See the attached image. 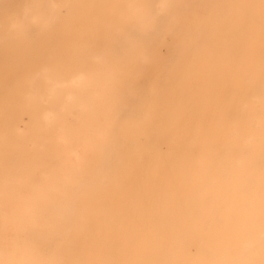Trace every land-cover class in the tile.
<instances>
[{
    "label": "bare ground",
    "instance_id": "6f19581e",
    "mask_svg": "<svg viewBox=\"0 0 264 264\" xmlns=\"http://www.w3.org/2000/svg\"><path fill=\"white\" fill-rule=\"evenodd\" d=\"M0 113L88 151L106 204L60 235L113 237L107 264H264V0H0ZM6 144L3 210L29 171Z\"/></svg>",
    "mask_w": 264,
    "mask_h": 264
},
{
    "label": "rangeland",
    "instance_id": "374dc122",
    "mask_svg": "<svg viewBox=\"0 0 264 264\" xmlns=\"http://www.w3.org/2000/svg\"><path fill=\"white\" fill-rule=\"evenodd\" d=\"M102 87L104 86L95 83L75 88L71 107H61L62 104L56 106V125L62 123L82 99L90 98L94 90ZM65 95L67 96L66 90L61 101ZM4 116L0 113V122ZM24 116L16 121L15 128H12L15 131L0 129V139L8 141V144L1 147V152L17 160L26 161L29 167L27 182L20 186L22 197L14 195L12 203L6 202L5 210L0 208V264L111 263L105 259L111 260L114 254L113 244H118L114 242L113 237H109L105 242L101 239L85 240L82 239L84 230L78 233L81 237L64 239L60 235L75 234L72 227L77 222L89 224L88 207L100 209L106 204V194L100 189L85 192L89 182L93 186L96 185L95 179H89L91 169L87 163L88 151L78 143L75 144L81 155V161L78 162L74 154L66 151L59 140L57 128L49 132L46 146H41V139L37 141L36 146L27 145L22 134L16 133V129L23 130L28 118L29 124L35 120L38 125H30L26 133L32 138H37L43 117L41 113L34 114L33 119L29 114ZM88 124L87 121L83 125ZM68 126L77 128L78 124L69 122ZM1 166L0 186H4L7 183L4 176L13 175V170L3 169ZM48 166L52 169L53 185H49L42 175L41 169ZM101 183L99 182V186ZM72 188H76L78 193L63 192ZM55 218L61 221L53 223Z\"/></svg>",
    "mask_w": 264,
    "mask_h": 264
}]
</instances>
